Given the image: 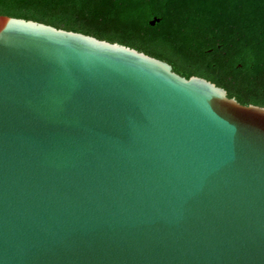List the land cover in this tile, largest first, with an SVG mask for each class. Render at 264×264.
I'll return each instance as SVG.
<instances>
[{"label":"water","instance_id":"1","mask_svg":"<svg viewBox=\"0 0 264 264\" xmlns=\"http://www.w3.org/2000/svg\"><path fill=\"white\" fill-rule=\"evenodd\" d=\"M0 264H264V108L0 16Z\"/></svg>","mask_w":264,"mask_h":264},{"label":"trees","instance_id":"2","mask_svg":"<svg viewBox=\"0 0 264 264\" xmlns=\"http://www.w3.org/2000/svg\"><path fill=\"white\" fill-rule=\"evenodd\" d=\"M0 16L134 49L264 108V0H0Z\"/></svg>","mask_w":264,"mask_h":264}]
</instances>
